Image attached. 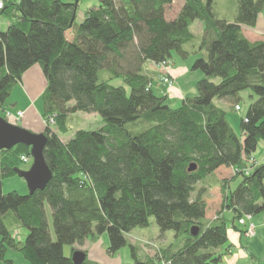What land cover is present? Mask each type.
<instances>
[{"label": "trees", "instance_id": "trees-1", "mask_svg": "<svg viewBox=\"0 0 264 264\" xmlns=\"http://www.w3.org/2000/svg\"><path fill=\"white\" fill-rule=\"evenodd\" d=\"M4 1L0 106L38 63L46 78L42 115L55 120L43 129L53 176L42 190L3 192L2 178L21 169L20 156H30V147L0 150V264L12 263L8 250L28 264H74L73 251L101 233L110 254L129 246L133 264H221L232 245L227 229L245 235L239 218L264 212V159L255 163L254 156L264 141V42L242 30L257 23L264 0H232L229 17L217 13L216 0H182L174 17L167 9L175 0H98L78 22L84 0ZM192 23L202 25L199 41ZM173 54L193 56L191 69L202 73L196 94L175 107L143 71L147 62L170 65ZM113 78L129 91L110 83ZM247 89L254 100L240 119V137L214 98L235 102L239 110ZM79 111L98 113L103 125L71 129L69 115ZM221 166L233 168V175L215 176ZM216 186L219 210L206 219L204 198ZM152 216L161 235L171 230L174 239L160 245V256L141 258L128 235L149 226ZM19 227L28 230L23 241L16 239ZM84 251L80 264H103Z\"/></svg>", "mask_w": 264, "mask_h": 264}, {"label": "rangeland", "instance_id": "rangeland-1", "mask_svg": "<svg viewBox=\"0 0 264 264\" xmlns=\"http://www.w3.org/2000/svg\"><path fill=\"white\" fill-rule=\"evenodd\" d=\"M98 0H84L82 2H80L79 5V10H78V15H77V22L79 21V18L81 16V14L84 12L85 9L88 8V6L93 5H97ZM216 5H215V9L217 11V13H220L222 15H225L226 17H229L231 14L229 13L231 8L234 7V2L232 0H216ZM264 13V12H263ZM170 15V13H168ZM172 14V13H171ZM230 14V15H229ZM264 15V14H263ZM197 22V21H196ZM261 27H258L256 29H249L254 34L257 35H262V33L264 32V23L261 24ZM4 27V26H3ZM190 30L192 31V33L197 36L196 41L200 40L201 37V33H200V25L199 23H192L190 26ZM252 37V36H251ZM194 58L193 56L189 57V60L184 61L186 66L188 67V72H190L188 74V76H184V77H180L179 81L177 83V80L169 73V76L171 77V81L172 83L169 82H165L163 78V76L165 74L168 75V73H165L166 71H171L170 70V65L168 66H154L153 64L150 66L151 70L153 72H150V74H153L154 77H156V79L158 80L159 84L162 85L161 88H156V91L161 92L165 95H167L168 97H172L171 105L172 106H177L180 104V99L183 98L182 95V91H180L179 88H182L181 86L186 85L185 87H190V85L192 84L191 82H196L198 80V78H200V76L202 75V73L199 70H193L191 69V64L193 62ZM172 63V62H170ZM182 63V62H181ZM185 69V68H183ZM110 83H112L113 85H124L127 88V92L129 91L128 86L126 85V83H123V80L121 78H113L112 80H110ZM179 84V85H178ZM195 84V83H194ZM185 87L182 89L185 91ZM172 89V90H171ZM13 93L10 94L6 99V106L8 103H10L11 98H16V93L19 94L18 88H15V86L13 87ZM197 90L192 89V91L186 93L188 96L190 95H194L196 94ZM251 94L250 90H244L243 92L240 93V109L236 110V108L234 107V103L230 102L228 100H226L225 98L221 99V98H214L215 103L221 107L222 109H224L226 111V119L227 121H229V124L231 125L232 129L234 132L237 133L238 136L241 137L242 132H240V119L242 117L245 116L246 112H247V108L250 104V102L252 100H254L253 98H251L249 95ZM174 95H177L174 97ZM170 97V98H171ZM33 103L31 104V107L33 108L32 110L34 111L35 115L32 116L33 119L36 118H40L41 119V112L43 110L42 108V98H38L37 101H32ZM5 106V107H6ZM37 109L38 110V114L37 112L34 110ZM9 110L10 114L7 117L6 120L10 121L13 124L18 125L19 123H21L18 119V117L15 116L16 110H15V106H10L8 104V109L6 110V112ZM24 111V110H23ZM6 112H2L0 110V114L3 116V118L6 115ZM42 117H44L42 115ZM69 126L71 129L75 130V129H89V130H94L97 128H100L103 125V121L101 119V116H99L98 113H94V114H87L86 112H73L71 115H69ZM55 120V119H54ZM41 122L44 126V122L43 119H41ZM21 125V124H19ZM51 127H53L54 125V121L51 123ZM22 126V125H21ZM24 127V126H23ZM46 127V126H45ZM25 128V127H24ZM27 129V128H26ZM30 130V129H29ZM35 133H40L34 130H31ZM44 132V131H43ZM64 138V136H63ZM258 146L256 151H254V156L255 158V163L262 161L264 159V141L260 140L258 141ZM22 155V154H21ZM1 156V154H0ZM21 159V156H20ZM22 161V160H21ZM31 161H32V157H30L28 163H24L22 161V166H21V170L25 171L27 170L30 166H31ZM233 171L234 169L231 168L230 172H227L226 174H222L220 173L219 175L222 176V178H230L233 175ZM240 178H237L235 181H232L230 183V187L231 188H235L236 185L238 184ZM2 190L3 192H10V190H16L19 194H26L29 192V188L28 185H26V181L24 179L23 176L19 175L18 173H14V174H9V176H5L2 178ZM220 187L219 189H216V187H212V192L210 197L213 198L214 202H211V204L208 207V211L211 213V217L213 218L215 216L214 212L216 213L219 209L220 206V201H221V197L219 193H221ZM209 192V191H208ZM207 192V193H208ZM206 193V194H207ZM220 200V201H219ZM46 208H47V213H46V217L48 218L47 222H48V227L50 228V233H51V238H53V240H56L55 235H54V227L52 226V216H51V209L50 206H48L47 204H45ZM214 215V216H213ZM255 222L254 224V229H255V233L251 236H247L246 235L244 237L246 238H242V240L244 241L243 243H246V246H250L252 247V251L254 252V257L253 259H251L250 256V252L248 249L246 250L245 248L241 249V247H243L240 243V245H236L237 250H239V254L235 257V255L233 256L232 260H237L238 256L240 258V260L238 261V264H263L264 263V212H261V214L259 215H254L253 219L251 218L250 221ZM253 222V223H254ZM149 226L146 227H136L133 228L129 233V238L128 240L136 243L140 246L139 248V252L138 255L141 258H145V256H151V258L156 257V256H160V251L158 248H160V245H167L168 243H170V241H173V236L174 233L171 230H166L164 231V235H161L158 225L157 223H155V218L154 216L149 218ZM259 223V224H258ZM261 227V228H259ZM261 230V231H260ZM28 232L27 229H25L24 227L21 228H17V230H15V235H16V239L23 241L26 233ZM241 233V232H240ZM160 235V236H159ZM100 239L98 241V243L96 244L98 247V250H102V254H100L99 258L101 259V262H104V264H133V260L132 257L130 256V250H129V246H123L121 247L120 250L116 251L115 253H111L109 254L108 251V236L106 235V233H101L99 234ZM232 244V242H231ZM235 246L234 244H232L230 247ZM77 248L82 249V246H78ZM158 249V250H157ZM236 250V252H237ZM71 252V247L69 245L64 247V253L70 254ZM227 253L230 254V248L228 251H226ZM90 253V252H89ZM140 253V254H139ZM89 257V256H88ZM7 258H11L12 259V263L11 264H28V262L21 256V254L18 251L15 250H8L7 253ZM223 259V257H222ZM221 259V264H226L223 263ZM227 262V261H226ZM228 263V262H227ZM4 264V263H3Z\"/></svg>", "mask_w": 264, "mask_h": 264}, {"label": "crops", "instance_id": "crops-1", "mask_svg": "<svg viewBox=\"0 0 264 264\" xmlns=\"http://www.w3.org/2000/svg\"><path fill=\"white\" fill-rule=\"evenodd\" d=\"M181 3H183L182 0H175V3H173L174 5L172 4L173 7L171 6L170 8L167 9V12L170 13V15L169 14H167V15L172 16V17L176 16V12L178 10V5L181 4ZM176 4H178V5H176ZM91 6H95V5L92 4ZM91 6H88V7H91ZM87 9H89V8H87ZM87 9L84 10V12L81 14L79 19H81L84 16V13H85V11ZM263 14L264 13L259 15V17H258V19L256 21L257 23L254 26H252V27L242 26L243 33L251 41H253V40H262L264 42V32L262 33V35H257V34H254V33L252 35V32L249 30V29L253 30V29H256L258 27H261L260 23L261 24L264 23V15ZM201 28H202V25H200V29ZM189 57L186 60H189ZM186 60H184L182 58H179L175 54H173L172 63L170 64V70L171 71L169 73H170L171 77L173 76L177 80V83H178L180 77L188 76V74L190 73V72H188V67H185L186 64H185L184 61H186ZM152 64L153 63H151V62L145 63V65L143 66V71L147 72V74L152 76L153 89L155 90V92H157L156 88H158V87L161 88L162 85L159 84L158 80L156 79V77H154L153 74H150V72H153L151 70V67H150ZM183 68H185V69H183ZM21 77H22L21 80H19L16 83V85H15V88H18L19 94L16 93V98L12 97L11 98L12 101H10V103H8V104L10 106H15V110H16V112H14L15 115H16L18 110H22V111L24 110L23 111V115L18 119L21 122L19 124H21L22 126L27 128L28 130L30 129V130H34V131H37V132H40V131L43 132L44 131L43 129H44L45 125L43 126V124L41 122L42 112L40 113L41 114V119L39 117L36 118V119H33L32 116H34L35 113L32 110L33 108L31 107V104L33 103L32 101H34V100L37 101L38 98L41 97V94H42V92L44 91V89L46 87L45 86L46 85V78H45V76H43L41 65H39L38 63L34 64L30 68H28L22 74ZM191 83L192 84L190 85V87H185L186 85H184V86H181L182 88H179L180 91H182V95H181L182 97L188 96L186 93L192 91V89L195 88L194 87V83L195 82H191ZM184 87H185V91L182 90ZM12 93H13V91L11 92V94ZM175 96H177V95H174V97ZM171 98H173V96ZM8 104L6 106V103H4L2 106H0V110L2 112H6V110L8 109ZM34 110L37 112V114L39 113L37 109H34ZM86 113L87 114H94L95 112H93V113L86 112ZM0 116H2V115L0 114ZM43 122H44V119H43ZM64 137H67V136H64ZM230 169H231V167H229V166H226V167L225 166H221V167H218L217 169H215L214 174H215V176H218V177L222 178V176H220L219 174L222 173L224 175L227 172H230ZM216 189H219V187L216 186ZM208 191L209 192L206 194V196L204 198L206 200V202H207L205 218L206 219H211L210 218L211 217V213L208 211V207L211 204V202H214L213 198L210 197L211 192H212V188H210ZM219 194H221V193H219ZM220 197H221V195H220ZM220 199H222V198H220ZM214 214H215V212H214ZM225 215L227 217H229L231 215V212L228 210V211L225 212ZM251 218L253 219V216ZM253 222H254V220H253ZM254 224H255V222H254ZM259 228H261V227H259ZM255 229H256V227H255ZM227 230H228V241L232 242V244H234L235 246L230 247V254L227 253V254L223 255L222 261H223V263H226V264H238L239 263L238 261L240 260L239 256L237 257L238 258L237 260H232L234 255L236 257L239 254V250H237L236 245L237 244L240 245V243H241V245L243 246V247H241V249L245 248L246 250L248 249L251 252H253L252 251L253 248L250 247V246H246L245 245L246 243H243L244 241L242 240V238H246L247 236L244 237L245 235H243L242 233H240L237 230H233L231 227H229ZM128 237H129V235H128ZM99 239H100V236L99 237H95L93 239L88 238V240H86L84 242V244L80 245V246H82L83 250L87 251V255L89 256L88 258H91V259H93L95 261L101 262V259L99 258V256H100V254H102V250L103 249L102 250H98V247L96 245L98 243ZM131 243H133V242H131ZM133 244H136V243H133ZM136 245H138V244H136ZM139 248H140V246L138 245V249ZM236 250H237V252H236ZM138 252H139V250H138ZM149 257H151V256H149ZM11 261H12V259H11ZM101 263L104 264V262H101Z\"/></svg>", "mask_w": 264, "mask_h": 264}, {"label": "water", "instance_id": "water-1", "mask_svg": "<svg viewBox=\"0 0 264 264\" xmlns=\"http://www.w3.org/2000/svg\"><path fill=\"white\" fill-rule=\"evenodd\" d=\"M46 142L44 132L35 133L19 124H13L0 116V150L8 149V147L19 143L30 147L29 152L32 157L31 166L25 171L20 169L16 172L24 177L26 185L29 188V193L37 189L42 190L53 176L44 158L43 150ZM195 168L196 166L193 163L188 170L193 171ZM190 232L192 235H196L198 233L197 227H192ZM85 257L86 252L79 248L74 250L71 255L74 264L82 263L86 259Z\"/></svg>", "mask_w": 264, "mask_h": 264}, {"label": "built area", "instance_id": "built-area-1", "mask_svg": "<svg viewBox=\"0 0 264 264\" xmlns=\"http://www.w3.org/2000/svg\"><path fill=\"white\" fill-rule=\"evenodd\" d=\"M4 3H5L4 0H0V10L2 9ZM168 65H169V63H167V64L162 63V64H160L159 66H168ZM165 73H168V75L165 74V75L163 76L162 79H164L165 82L172 83V81H171V79H170L171 77L169 76V71H166ZM235 108L238 109V106H236ZM9 114H10V112L7 111V112H6V115H5L4 118L7 119V117L9 116ZM22 115H23V111H22V110H18L15 116L18 117V118H20ZM42 119H44V125H45V126L47 125V123H48V124H51V123L54 121V119H53V115H49V116H47V117H42ZM30 157H31V155L29 156V155H26V154H22V155H21V160H22L24 163H28ZM239 219H240V220H239V224L242 225V227L245 229V230H244V234H245L246 236H251V235H253V234L255 233V229H254V223H253L252 221H250L251 216L246 215V216H244V217L242 216V217L239 218ZM158 249H159V248H158ZM158 249H157V250H158Z\"/></svg>", "mask_w": 264, "mask_h": 264}]
</instances>
